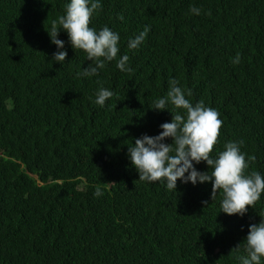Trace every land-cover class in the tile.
<instances>
[{
    "label": "trees",
    "instance_id": "1",
    "mask_svg": "<svg viewBox=\"0 0 264 264\" xmlns=\"http://www.w3.org/2000/svg\"><path fill=\"white\" fill-rule=\"evenodd\" d=\"M69 3L0 0V264H241L264 193L228 216L210 182L138 180L128 148L171 122L170 104L152 107L174 79L220 114L211 157L243 141L255 157L247 173L264 176V0H99L90 27L118 33L120 52L87 77L78 74L93 62L64 31L65 62L52 60L47 33ZM125 54L131 72L116 67ZM100 87L114 93L103 107Z\"/></svg>",
    "mask_w": 264,
    "mask_h": 264
},
{
    "label": "clouds",
    "instance_id": "2",
    "mask_svg": "<svg viewBox=\"0 0 264 264\" xmlns=\"http://www.w3.org/2000/svg\"><path fill=\"white\" fill-rule=\"evenodd\" d=\"M99 0H70L66 6L65 15L52 21L51 31L48 34L50 41L57 48L52 60L61 64L65 62L67 52L62 51L64 42L57 37L60 31L68 35L73 49L82 50L87 54L89 61L93 62L78 75L95 76L98 71L105 68L106 62L117 58L120 52L118 33L104 27L97 31L90 27L94 13L101 9ZM191 13L200 15L201 9L192 8ZM210 14V12L208 13ZM122 20L123 17L121 16ZM150 31L145 27L134 39L129 40L128 47L136 49L140 46ZM129 56L120 57L116 63L121 72H131L128 66ZM240 62V55L233 59V64ZM99 83V81H98ZM176 80L169 81V90L166 96L153 102L152 110L164 111L170 104L174 112L171 122L163 123L161 132L155 137L144 135L135 139L134 146L128 148L131 165L136 169L139 179L147 182H166L169 190H175L177 181L182 183H211V199L222 191V211L228 216H244L248 208H253L264 193V176L258 172L247 173L249 163L255 160L241 152L243 141L228 142L224 150L213 159L211 153L218 143L220 129L223 121L219 118L217 110L206 107L203 101L193 104L185 92L177 86ZM114 93L100 87L96 93L95 103L101 107L113 97ZM116 107V106H115ZM171 139V144L164 141ZM205 162L213 169L211 175L207 172H198L194 164ZM96 196L103 192L98 188ZM207 204V202H203ZM246 241L247 256L239 257L241 264H261L264 258V220L259 224H252L248 229Z\"/></svg>",
    "mask_w": 264,
    "mask_h": 264
}]
</instances>
